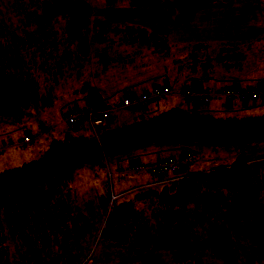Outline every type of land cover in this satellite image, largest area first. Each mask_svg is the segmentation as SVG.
<instances>
[{
  "label": "rangeland",
  "instance_id": "rangeland-1",
  "mask_svg": "<svg viewBox=\"0 0 264 264\" xmlns=\"http://www.w3.org/2000/svg\"><path fill=\"white\" fill-rule=\"evenodd\" d=\"M44 1L0 0V75L33 78L38 92L45 97L43 104L49 103L33 105L19 121L0 117V173L41 159L54 141L86 139L89 145L79 155L88 157L97 151V139L85 121L76 127L67 123L69 107L85 106L86 92L82 90L85 86L94 89L105 108L110 109L105 113L107 124L97 130L99 136L173 109L217 120L264 116V97L246 105L235 101L232 110L224 105L207 112L203 108L206 105L194 104L180 94L181 88L189 84L192 69L215 77H247L264 82V0H195L190 1L191 6L187 0H168L176 14L185 8L177 2L187 3L186 12L193 16L195 31H184L191 39L185 42L182 54L190 61L188 65L176 64L172 57L168 62L174 46L168 43L167 33L157 40L158 44L154 41L148 47L138 43L122 45L126 30L131 31L137 25L161 33L169 30L167 22L173 17L165 8L159 11L133 8L132 0L109 8L106 0H82L93 12L92 21L109 22L121 31L105 32L106 43H98L96 39V44H90V56L80 58L77 46L82 37L68 33L69 17L65 14L45 19L41 9ZM220 25L223 28L217 27ZM172 29L175 35L181 31ZM96 31L88 34L93 40ZM204 38L207 40L203 41ZM176 46L182 48L181 43ZM155 49L166 53L162 56L164 61L155 58ZM118 50H124L121 62ZM132 52L135 56H131ZM106 57L112 60L103 69ZM143 80L145 83L136 84ZM163 80L169 85L167 95L146 107L122 105L124 97L139 96L141 89L151 91L155 85L160 88ZM220 100L226 103L223 98ZM26 136L30 141H25ZM2 142L8 145L2 146ZM184 153L193 156L186 175L208 173L233 165L238 159L264 168V143L245 147L197 142L150 143L128 154L83 163L67 180L63 179L51 203L37 219L33 212L29 213L17 232L9 228L1 213L0 264H174V255L189 248L201 254V264H226L211 255L206 240L209 233L224 225L214 210V213L204 211L205 206L199 204L176 215L173 210L160 213L158 206L136 201L138 197L158 192L149 188H131L111 200L116 207H134V219L125 229L127 242H111L101 236L106 222L101 200L108 201L117 191L134 187V179L138 180L135 174L125 170L129 163H147L164 154L176 157ZM166 187L162 185L160 189ZM235 241L238 246L234 255L239 264H247L245 254L252 247L240 236ZM259 255V264H264V248Z\"/></svg>",
  "mask_w": 264,
  "mask_h": 264
},
{
  "label": "trees",
  "instance_id": "trees-1",
  "mask_svg": "<svg viewBox=\"0 0 264 264\" xmlns=\"http://www.w3.org/2000/svg\"><path fill=\"white\" fill-rule=\"evenodd\" d=\"M126 1L106 0V5L111 8ZM130 5L133 8H165V10L173 12L172 5L168 0H134V3L132 0ZM41 6L43 17L47 20L63 14L69 17L68 33L82 37L77 46L80 58L90 56V44H96V39H98V43H106L105 32L119 33L121 31L120 27L112 26L109 22L95 19L92 21L93 12L82 0H46ZM139 26L132 28L131 31L126 30L128 33L125 34L126 36L123 38L125 43L122 42V45L133 46L138 43L148 47L154 41L158 44L157 40L161 39L162 34ZM91 31H96L97 36L94 40L88 36ZM117 52L121 62L124 59L121 56L123 51L118 50ZM163 54L166 55V53ZM109 59L112 60L111 57H106L105 60L103 58V69L107 68ZM131 61H133V57ZM226 87H235L241 91L247 88H239L236 85L223 86L220 93L225 98L227 96L222 93V89ZM37 88L33 78L22 79L1 74L0 117L19 121L23 118L24 111L33 105H48L49 103L43 104L45 97L38 92ZM82 90L86 92L85 106L84 108H74L83 112L91 110L95 113H102L105 117L104 101L96 91L88 86ZM208 97L207 94V99ZM235 97L239 99L236 95L227 99L232 100ZM261 97L264 95L254 101L239 100L246 105L256 102ZM70 108L73 107H69L68 112ZM82 121L86 122L91 133L95 134L97 139L98 149L92 156L79 155L80 150L89 145V141L86 139L54 141L41 159L0 173V215L4 214L5 219L8 220L9 228L14 232H17L19 226L24 224V219L28 217L29 213L33 212L34 219H37L42 210L51 203L62 186L63 179L67 180L72 172L83 163L128 154L133 149L150 143L187 144L197 142L211 146L235 145L241 147L264 143V116L217 120L173 109L148 121L107 132L101 136L95 132L105 124L95 128L94 131L89 126L87 118ZM263 171L264 168L258 163L250 164L238 159L233 165L218 167L208 173L184 175L180 180L166 183L168 187L159 194L148 193L136 198V201L143 204H154L156 207L158 206L160 213L165 210H173L175 215L187 208L196 207L199 204L204 205V211L216 212L217 217L224 220V225L221 228L209 233L206 237L211 255L222 259L226 264H239L234 251L238 246L235 237L240 236L253 249L246 252V263L259 264L261 262L259 251L264 248ZM148 172L150 173L149 169ZM153 182L165 185V183H156L155 179ZM116 198V194H113L108 198V201L101 200L100 207L106 217L101 236L111 242L126 243L125 229L134 219V207L132 205L116 207L111 203V200ZM1 230L2 225L0 224V243L3 241ZM25 238L24 236V240ZM173 261L174 264H201V254L197 249L189 248L181 254L174 255Z\"/></svg>",
  "mask_w": 264,
  "mask_h": 264
},
{
  "label": "crops",
  "instance_id": "crops-1",
  "mask_svg": "<svg viewBox=\"0 0 264 264\" xmlns=\"http://www.w3.org/2000/svg\"><path fill=\"white\" fill-rule=\"evenodd\" d=\"M190 1H195V0H187V2H189L188 4H190V6H191V2ZM177 3L180 4V5H182V6L185 5V8L182 7L181 10H180L182 13H179V11H178V14H176L175 11H174V5L172 4V8H173L174 13L172 14L170 11H168L169 14H170V16L173 17L172 21H168L167 22V26L169 27V30H165V32H163V33L159 32L156 29H155V31L159 32L162 35H164V33H167L168 34V36H167L168 37V39H167L168 43L170 44V46H174V53H173V55H171L172 54L171 53L170 54L171 56H168L169 57L168 62L170 61V58L172 57L173 58L172 61L175 62L176 64L188 65L190 63V61L186 60L187 56H184L183 57L182 54L185 52V49H186V46L184 45L185 42L188 43L189 40H191V39L190 38H187V36L185 35L184 31H188V30H191L193 32L195 31L192 28L193 16L189 15L190 12H188V13L186 12V10L189 9V7L186 6L187 3H183L182 1H179ZM138 9H150V10H155V11H159L160 10V8L159 9H154V8H152V9L151 8H138ZM169 23L171 25H169ZM118 25H120V24H118ZM217 27L218 28H223L221 25L220 26H217ZM170 28H173V29H176L177 28V29H179L181 31L179 33H177V35H175V33L172 32L170 30ZM205 40H207V38H204L203 41H205ZM177 43L178 44L181 43V45H182V48L181 49H178L177 48V46H176ZM122 51L124 52V50H122ZM134 52H132L131 55H133ZM179 54H180V56H178ZM133 56H135V55H133ZM162 56H163V54L159 53L158 51H155V58L156 59L164 61V57H162ZM188 71H189V69L187 70V72ZM202 72H205V71H203V70H201V71H198L197 70L196 71V70H193L192 69L191 76H190V78L188 80V82H189L188 85L194 86L199 91L208 94V96H209L208 99L201 104V105H206L205 107L203 106V108L207 112H214L217 109H220V108L224 107V105H226V109L227 110H232L235 107L233 103L235 101H239L240 102V100L237 97L233 98L232 100H228L227 98H225L224 96H222L221 93H220L221 87L226 86V85H236V87H239V88H243L244 89V88H246L248 86L256 85L260 81V79H254V80H256V81H254V80L247 79V77H244V78L239 79V78L228 77V76H225V75L224 76H216L215 77V76H211L210 74L202 73ZM142 83H145V80L140 81V82H138L136 84H142ZM136 84H134V85H136ZM188 85H186V86H188ZM156 86H158V85H155V87ZM186 86H184V87H186ZM159 87L167 88L166 91H165V93L162 96H165V95L168 94V92H169V85H168L167 80H163L162 81V85L159 86ZM184 87L181 88L180 94L183 95L188 101H192V103L195 104V102H193V100H191L187 95H185L183 93L182 90H183ZM133 90H134V88H133ZM141 90H143V91L140 92L142 94L143 92H146V91H148L150 89L149 88H146V89H141ZM220 98H223L226 101V103L224 104L220 100ZM261 98H263V97H261ZM253 103H255V102H253ZM136 108H138V107H136ZM107 111H110V109L107 110L105 108L103 110L104 113H106ZM106 124H107V119H106L105 125ZM99 129H102V127L99 128ZM96 133L99 136L98 131H96ZM92 135L95 136V134H92ZM3 144H5V146H7L8 144H11V140L8 142V144H6L5 142H2V146H4ZM169 155L168 154H164V156L157 157L154 161H150V162H147V163H141V162L131 161L129 163V165L132 164V163H139V164H142L143 165V168H145V169H143L141 171L132 172V171H129L128 170V167H127L125 170H127L130 173L135 174L134 178H136L138 180L136 181L134 179V181H135L134 182L135 183V186L134 187H130L128 189H124V190L117 191L116 192V196L118 197L120 195L126 194V192H128V190L131 189V188H149L152 191H158V192H155L156 194H159L160 192H162L164 189H160V187H162V185H164V184H153V181H154V179L156 180V178H154V176H152L148 172V169L147 168L150 167L151 165H153V164H155V163L163 160L165 157H167ZM189 169H191L190 168V163H188L187 166H186V170L184 172L185 175L188 173V170ZM127 171H125V172L128 173ZM195 173L196 172L191 173V174H195ZM165 185H166V183H165Z\"/></svg>",
  "mask_w": 264,
  "mask_h": 264
},
{
  "label": "built area",
  "instance_id": "built-area-1",
  "mask_svg": "<svg viewBox=\"0 0 264 264\" xmlns=\"http://www.w3.org/2000/svg\"><path fill=\"white\" fill-rule=\"evenodd\" d=\"M166 89L167 88L162 87L154 88L139 96H126L122 101V105L125 107H146L149 103L158 100L165 93ZM182 91L195 103H203L207 100V94L199 91L194 86H186ZM222 93L229 99L236 95L241 101H254L259 96L264 95V82L252 87H247L242 91L235 87H226L222 89ZM84 118H87L89 126L94 131L95 128L101 127L106 123V119L102 113H95L91 110L83 112L74 107L70 108L67 114V123L71 126H75L80 124ZM25 140L28 141L29 138L26 136ZM191 160L192 155L190 153H185L176 157L169 155L147 169H149L150 173L156 178V183L173 182L184 177L186 166ZM143 169L145 168L139 163H132L128 166V170L132 172Z\"/></svg>",
  "mask_w": 264,
  "mask_h": 264
}]
</instances>
